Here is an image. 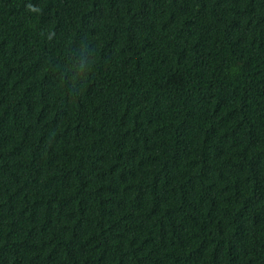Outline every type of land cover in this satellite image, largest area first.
I'll return each mask as SVG.
<instances>
[{
    "label": "trees",
    "instance_id": "1",
    "mask_svg": "<svg viewBox=\"0 0 264 264\" xmlns=\"http://www.w3.org/2000/svg\"><path fill=\"white\" fill-rule=\"evenodd\" d=\"M0 264H264V0H0Z\"/></svg>",
    "mask_w": 264,
    "mask_h": 264
}]
</instances>
